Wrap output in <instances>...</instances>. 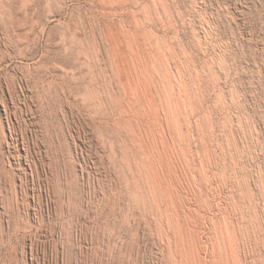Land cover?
<instances>
[{
	"label": "rangeland",
	"instance_id": "obj_1",
	"mask_svg": "<svg viewBox=\"0 0 264 264\" xmlns=\"http://www.w3.org/2000/svg\"><path fill=\"white\" fill-rule=\"evenodd\" d=\"M232 262L264 264V0H0V264Z\"/></svg>",
	"mask_w": 264,
	"mask_h": 264
},
{
	"label": "bare ground",
	"instance_id": "obj_2",
	"mask_svg": "<svg viewBox=\"0 0 264 264\" xmlns=\"http://www.w3.org/2000/svg\"><path fill=\"white\" fill-rule=\"evenodd\" d=\"M104 13V12H103ZM32 26H33V24H32ZM127 27V26H126ZM42 28V27H41ZM103 28V27H102ZM123 28V27H122ZM33 30V29H32ZM101 32V31H100ZM114 32V31H113ZM122 33V32H121ZM42 34V33H41ZM105 34V33H104ZM123 34V33H122ZM21 36H23V35H21ZM35 36V35H34ZM103 36V35H102ZM122 36V35H121ZM38 37V36H37ZM105 37V36H104ZM117 37H118V35H117ZM130 37V36H129ZM26 38V37H25ZM72 38V37H71ZM96 38V37H95ZM102 39V38H101ZM114 39V38H113ZM19 40V39H18ZM23 40V39H22ZM102 41V40H101ZM30 42V41H29ZM83 42V41H82ZM126 42V41H125ZM128 42V41H127ZM130 42V41H129ZM77 43V42H76ZM79 43V42H78ZM100 44V43H99ZM104 44V43H103ZM119 44V43H118ZM126 44V43H125ZM133 45V44H132ZM159 45V44H158ZM73 46V45H72ZM83 47V46H82ZM146 47V46H145ZM134 49V48H133ZM150 49V48H149ZM144 50V49H143ZM146 50V49H145ZM100 51V50H99ZM117 51V50H116ZM115 51V52H116ZM106 52V51H105ZM156 52V51H155ZM81 53V52H80ZM89 53V52H88ZM134 53H135V51H134ZM101 54V53H100ZM112 54V53H111ZM136 54V53H135ZM159 54V53H158ZM132 55V54H131ZM134 55V54H133ZM93 56V55H92ZM88 57V56H87ZM115 57V56H114ZM122 57V56H121ZM144 57V56H143ZM112 58V57H111ZM110 58V59H111ZM123 58V57H122ZM136 58V57H135ZM93 59V58H92ZM115 59V58H114ZM131 59V58H130ZM137 59V58H136ZM145 59V58H144ZM155 59V58H154ZM114 61V60H113ZM128 61V60H127ZM142 62V61H141ZM98 63V62H97ZM110 63V62H109ZM125 64V63H124ZM140 64V63H139ZM147 64V63H146ZM123 65V64H122ZM157 65V64H156ZM117 66V65H116ZM137 66H138V64H137ZM134 67V66H133ZM152 67V66H151ZM154 67V66H153ZM96 68V67H95ZM140 68V67H139ZM163 68V67H162ZM142 70V69H141ZM148 70V69H147ZM157 70V69H156ZM155 70V71H156ZM164 70V69H163ZM135 71V70H134ZM125 72V71H124ZM160 72V71H159ZM114 73V72H113ZM127 73V72H126ZM164 74V76H165V73H163ZM129 75V74H128ZM147 75V74H146ZM152 75V74H151ZM175 75V74H174ZM178 77H179V75H178ZM127 78V77H126ZM134 78V77H133ZM148 78V77H147ZM176 78V77H175ZM152 79V78H151ZM129 80V79H128ZM161 80V79H160ZM176 80V79H175ZM163 81V80H162ZM178 82V81H177ZM152 83H153V81H152ZM157 83V82H156ZM134 84H136V83H134ZM155 84V83H154ZM120 85V84H119ZM140 85V84H139ZM148 85V84H147ZM158 85V84H157ZM125 86V85H124ZM131 86V85H130ZM149 86V85H148ZM164 86V85H163ZM128 87V86H127ZM133 88V87H132ZM184 88V87H183ZM104 89V88H103ZM109 89V88H108ZM131 89V88H130ZM147 89V88H146ZM163 89V88H162ZM125 90V89H124ZM110 91V90H109ZM121 91V90H120ZM123 91V90H122ZM163 91V90H162ZM175 91V90H174ZM108 92V91H107ZM161 92V91H160ZM132 93V92H131ZM136 93V92H135ZM168 93V92H167ZM125 94V93H124ZM165 94V93H164ZM116 95V94H115ZM144 95V94H143ZM97 96V95H96ZM145 96V95H144ZM179 96V95H178ZM138 97V96H137ZM110 98V97H109ZM128 98V97H127ZM131 98V97H130ZM160 98V97H159ZM168 98V97H167ZM141 99V98H140ZM155 99V98H154ZM124 100V99H123ZM167 100V99H166ZM98 101V100H97ZM108 101V100H107ZM129 101V100H128ZM139 105V104H138ZM159 105V104H158ZM167 105V104H166ZM177 105H178V103H177ZM144 106V105H143ZM148 107V106H147ZM134 108V107H133ZM162 109V108H161ZM129 110V109H128ZM146 110V109H145ZM167 110V109H166ZM176 110V109H175ZM124 111V110H123ZM139 111V110H138ZM145 112V111H144ZM171 112V111H170ZM174 112V111H173ZM172 113V112H171ZM176 113V112H175ZM174 113V114H175ZM123 114V113H122ZM129 114V113H128ZM146 114V113H145ZM157 114V113H156ZM120 115V114H119ZM176 115V114H175ZM152 116H154V115H152ZM167 116V115H166ZM135 117V116H134ZM165 117V116H164ZM145 118V117H144ZM170 119H172V118H170ZM138 120V119H137ZM154 120H156V119H154ZM178 120V119H177ZM176 120V121H177ZM151 121V120H150ZM159 121V120H158ZM126 122V121H125ZM138 122V121H137ZM167 123H168V121H166ZM157 124V123H156ZM174 124V123H173ZM144 125V124H143ZM168 125V124H167ZM166 125V126H167ZM177 125H178V123H177ZM176 125V126H177ZM132 127V126H131ZM137 127V126H136ZM169 127V126H168ZM173 127V126H172ZM127 129V128H126ZM138 129H139V127H138ZM146 129V128H145ZM157 129V128H156ZM164 130V129H163ZM168 130V129H167ZM142 131V130H141ZM140 131V132H141ZM130 132V131H129ZM170 132V131H169ZM135 133V132H134ZM147 133V132H146ZM178 133V132H177ZM133 135V134H132ZM152 135V134H151ZM127 136V135H126ZM171 136V135H170ZM182 136V135H181ZM162 138H163V136H161ZM129 138V137H128ZM143 138V137H142ZM147 138V137H146ZM179 138V137H178ZM181 138V137H180ZM122 139V138H121ZM157 139V138H156ZM171 139H172V137H171ZM183 139V138H182ZM131 140V139H130ZM140 140V139H139ZM138 140V141H139ZM145 141V140H144ZM157 141V140H156ZM161 141V140H160ZM140 142V141H139ZM150 142V141H149ZM162 142V141H161ZM173 142V141H172ZM127 143V142H126ZM177 143V142H176ZM111 144V143H110ZM140 144V143H139ZM154 144V143H153ZM127 146V145H126ZM139 146V145H138ZM149 146V145H148ZM114 147V146H113ZM145 147V146H144ZM151 147V146H150ZM176 147V146H175ZM112 148V147H111ZM127 148V147H126ZM119 149V148H118ZM168 149V148H167ZM176 149V148H175ZM116 150V149H115ZM143 150V149H142ZM114 151V150H113ZM131 151V150H130ZM135 152V151H134ZM157 152V151H156ZM171 152V151H170ZM131 153V152H130ZM152 153V152H151ZM172 153H173V151H172ZM116 154V153H115ZM132 154V153H131ZM150 154V153H149ZM161 154V153H160ZM164 155H166V154H164ZM147 156V155H146ZM122 157V156H121ZM124 157V156H123ZM169 157V156H168ZM135 158V157H134ZM144 158V157H143ZM165 158V157H164ZM139 159V158H138ZM167 159V158H166ZM177 159V158H176ZM146 160V159H145ZM156 160V159H155ZM168 160V159H167ZM175 160V159H174ZM173 160V161H174ZM128 161V160H127ZM147 161V160H146ZM153 161H154V159H153ZM158 161V160H157ZM172 161V160H171ZM180 161V160H179ZM129 162V161H128ZM170 162V161H169ZM127 163V162H126ZM130 163V162H129ZM139 163V162H138ZM171 163V162H170ZM178 163V162H177ZM147 164V163H146ZM145 165V164H144ZM150 165V164H149ZM165 165V164H164ZM178 165V164H177ZM129 166V165H128ZM168 166V165H167ZM175 166V165H174ZM125 167V166H124ZM138 167V166H137ZM142 168H144V167H142ZM145 168H147V167H145ZM155 168V167H154ZM157 168V167H156ZM177 168V167H176ZM127 169V168H126ZM168 169V168H167ZM153 170V169H152ZM148 171V170H147ZM169 171V170H168ZM193 171H194V169H193ZM152 172V171H151ZM150 172V173H151ZM163 172V171H162ZM165 172V171H164ZM179 172V171H178ZM131 173V172H130ZM129 173V174H130ZM163 174V173H162ZM199 174V173H198ZM205 174V173H204ZM157 175V174H156ZM164 175V174H163ZM167 175V174H166ZM177 175V174H176ZM190 175V174H189ZM188 175V176H189ZM207 175V174H206ZM161 176V175H160ZM187 176V175H186ZM144 177V176H143ZM150 177H151V175H150ZM171 177V176H170ZM175 177V176H174ZM191 177V176H190ZM203 177V176H202ZM207 177V176H206ZM165 178V177H164ZM183 178V177H182ZM205 178V177H204ZM135 179V178H134ZM149 179V178H148ZM147 179V180H148ZM161 179V178H160ZM196 179V178H195ZM194 179V180H195ZM155 180V179H154ZM159 180V179H158ZM188 180V179H187ZM192 180V179H191ZM193 180V181H194ZM197 180V179H196ZM201 180V179H200ZM152 181V180H151ZM168 181V180H167ZM184 181H186V180H184ZM132 182V181H131ZM160 182V181H159ZM176 182V181H175ZM187 182V181H186ZM145 183V182H144ZM150 183V182H149ZM197 183V182H196ZM201 183V182H200ZM156 184V183H155ZM151 185V184H150ZM157 185V184H156ZM186 185H187V183H186ZM130 186V185H129ZM148 186H149V184H148ZM152 186H153V184H152ZM154 187V186H153ZM157 187V186H156ZM202 187V186H201ZM160 188V187H159ZM162 188V187H161ZM190 188V187H189ZM212 188V187H211ZM145 189V188H144ZM170 189V188H169ZM177 189V188H176ZM192 189V188H191ZM172 190H173V188H172ZM213 190V189H212ZM140 191V190H139ZM160 191V190H159ZM170 191V190H169ZM190 191V190H189ZM155 192V191H154ZM153 192V193H154ZM167 192V191H166ZM134 193H136V192H134ZM184 193V192H183ZM142 194V193H141ZM156 194V193H155ZM177 194V193H176ZM201 194V193H200ZM206 194H207V192H206ZM130 195V194H129ZM135 195V194H134ZM146 195V194H145ZM150 195H153V194H150ZM171 195V194H170ZM182 195V194H181ZM185 195V194H184ZM184 195H182L183 197H184ZM189 195V194H188ZM131 196V195H130ZM205 196V195H204ZM135 197V196H134ZM188 197V196H187ZM138 198V197H137ZM172 198V197H171ZM135 199V198H134ZM144 199V198H143ZM155 199V198H154ZM154 199H153V201H154ZM206 199V198H205ZM132 200V199H131ZM157 200V199H156ZM160 200V199H159ZM134 201V200H133ZM136 201H137V199H136ZM135 202V201H134ZM145 202V201H144ZM173 202V201H172ZM181 202V201H180ZM143 203V202H142ZM154 203V202H153ZM188 203V202H187ZM173 204V203H172ZM185 204V203H184ZM207 204V203H206ZM142 205V204H141ZM150 205H152V204H150ZM198 205V204H197ZM203 205V204H202ZM160 206V205H159ZM168 206V205H167ZM183 206V205H182ZM187 207V206H186ZM146 208V207H145ZM159 208V207H158ZM151 209V208H150ZM153 209V208H152ZM183 210V209H182ZM201 210V209H200ZM160 211V210H159ZM176 211V210H175ZM170 212V211H169ZM174 212V211H173ZM193 212V211H192ZM207 213V212H206ZM177 215V214H176ZM199 215V214H198ZM197 215V216H198ZM206 215V214H205ZM159 217V216H158ZM190 217V216H189ZM171 218H172V216H171ZM181 218V217H180ZM197 218V217H196ZM163 219H164V217H163ZM168 219V218H167ZM166 219V220H167ZM191 219V218H190ZM161 220V219H160ZM169 220H171V219H169ZM184 220V219H183ZM192 220V219H191ZM162 222V221H161ZM164 222V221H163ZM191 222V221H190ZM156 225V224H155ZM167 226H168V223H167ZM162 227V226H161ZM181 227V226H180ZM189 227H191V226H189ZM206 227V226H205ZM170 228V227H169ZM196 228H197V226H196ZM175 229V228H174ZM173 229V230H174ZM162 231V230H161ZM222 231V230H221ZM160 232V231H159ZM216 232V231H215ZM174 233H175V231H174ZM179 233V232H178ZM207 233V232H206ZM219 233H220V231H219ZM225 233V232H224ZM193 234V233H192ZM221 234H222V232H221ZM190 236V235H189ZM169 237V236H168ZM184 237V236H183ZM200 237V236H199ZM220 237V236H219ZM230 237V236H229ZM161 238V237H160ZM222 238V237H221ZM232 239V238H231ZM162 240V239H161ZM171 241V240H170ZM185 241V240H184ZM218 241V240H217ZM168 242V241H167ZM186 242V241H185ZM192 242V241H191ZM213 242V241H212ZM169 243V242H168ZM208 243V242H207ZM233 243V242H232ZM231 243V244H232ZM200 244V243H199ZM220 244V243H219ZM224 244H225V242H224ZM229 244V243H228ZM231 244H229V245H231ZM172 245V244H171ZM170 245V246H171ZM174 245H175V243H174ZM180 245V244H179ZM226 245V244H225ZM229 245H228V247H229ZM235 245V244H234ZM172 247V246H171ZM193 247V246H192ZM194 247H195V245H194ZM193 247V248H194ZM196 247H198V246H196ZM213 247V246H212ZM226 247V246H225ZM236 247V246H235ZM176 248V247H175ZM231 248V247H230ZM173 249V248H172ZM179 249V248H178ZM235 249V248H234ZM241 249V248H240ZM197 250V249H196ZM218 250V249H217ZM207 251V250H206ZM221 251H223V250H221ZM228 251V250H227ZM170 252V251H169ZM201 252V251H200ZM203 252V251H202ZM225 252V251H224ZM237 252H239V251H237ZM199 253V252H198ZM215 253V252H214ZM223 253V252H222ZM183 254V253H182ZM194 254V253H193ZM197 254V253H196ZM213 255V254H212ZM222 255V254H221ZM230 255V254H229ZM241 255V254H240ZM182 256H184V255H182ZM197 256H198V254H197ZM209 256V255H208ZM172 257V256H171ZM174 257V256H173ZM187 257V256H186ZM220 257V256H219ZM231 257V256H230ZM215 258V257H214ZM240 258V257H239ZM174 259V258H173ZM231 259V258H230ZM182 260V259H181ZM196 260V259H195ZM210 260V259H209ZM208 260V261H209ZM224 260V259H223ZM238 260V259H237ZM178 261H180V260H178ZM199 261V260H198ZM225 261V260H224ZM201 262V261H200ZM237 262V261H236ZM183 263V262H182ZM204 263V262H203ZM206 263V262H205ZM174 264V263H173ZM181 264V263H180ZM201 264V263H200ZM232 264H233V262H232Z\"/></svg>",
	"mask_w": 264,
	"mask_h": 264
}]
</instances>
